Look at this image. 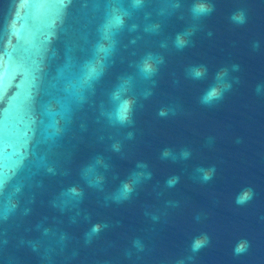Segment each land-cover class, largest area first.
Returning a JSON list of instances; mask_svg holds the SVG:
<instances>
[{"label": "water", "instance_id": "water-1", "mask_svg": "<svg viewBox=\"0 0 264 264\" xmlns=\"http://www.w3.org/2000/svg\"><path fill=\"white\" fill-rule=\"evenodd\" d=\"M170 2L145 0L132 10L122 0L132 16L104 75L89 88L81 66L92 58L111 0H0V264H176L203 234L210 242L189 264H264V96L255 91L264 84V0H212L215 10L183 50L173 41L190 26L194 0H180L171 14ZM238 9L247 15L242 26L229 19ZM149 52L164 63L145 81L136 64ZM191 65H205L207 77L188 78ZM225 67L232 89L213 106L201 105ZM126 76L134 78V124L114 127L102 113ZM161 108L176 114L159 117ZM164 148L177 159H160ZM182 149L191 152L188 159ZM138 162L151 178L130 199L113 202ZM87 165L94 166L91 179L102 178L99 187L82 176ZM212 165L213 178L202 182L196 169ZM173 176L179 182L168 187ZM71 187L83 196L65 195ZM244 188L254 197L239 206ZM93 224L108 227L85 243ZM137 239L143 251L133 247ZM240 240L250 247L235 256Z\"/></svg>", "mask_w": 264, "mask_h": 264}, {"label": "clouds", "instance_id": "clouds-1", "mask_svg": "<svg viewBox=\"0 0 264 264\" xmlns=\"http://www.w3.org/2000/svg\"><path fill=\"white\" fill-rule=\"evenodd\" d=\"M122 0H111V7H109L104 15L103 22L99 25L97 32L99 33V40L94 46L92 58L86 60L81 66V77L84 84L89 88H92L93 84L100 80L104 75L105 69L107 67V61L110 59L112 54L116 50V37L121 30L124 29L126 24V18L132 16V12L128 8L121 6ZM145 4V0H130V8L132 10H139ZM171 11H175L181 8L180 0H171L169 5ZM214 4L212 0H194L191 3L188 11L190 14L191 24L183 32L177 33L174 38L173 46L177 50H183L188 47L191 43V37L195 34L199 22L204 18L211 15L214 11ZM183 18V17H181ZM230 22L237 26H242L247 22V15L245 10L238 9L233 12L229 17ZM135 28V25L132 26ZM159 25L152 26V29H158ZM147 30V29H146ZM209 36L212 35L211 32L208 33ZM261 48L260 41H254L252 43V49L254 51ZM164 63L163 56L155 53H147L141 60L136 64V72L140 78L145 81H151L157 75L160 70V66ZM240 66L238 64H233L231 66V71L238 72ZM186 75L188 78L194 81L203 80L208 75V69L205 65H191L186 69ZM214 82L210 84L203 94L199 97V103L204 106L211 107L217 102L224 98L226 92L230 91L233 87V81L229 79V68L225 67L219 70L214 76ZM235 82H239L238 78H234ZM132 76L121 77L119 83L115 86L110 94V101L112 104L111 110L103 112L102 115L106 117L109 124L121 128L131 127L134 124V113L136 106V99L129 95L133 87ZM257 95L264 96V84H258L255 89ZM151 95V92L144 94V98L147 99ZM171 112L172 115L176 114L175 109L172 108H161L157 115L159 117H167ZM134 138L133 132L127 133V139L132 140ZM114 151L119 152L121 150V144L119 142L112 145ZM191 156V152L187 149H182L180 151V157L182 159H188ZM176 160L177 157L174 155L171 148H164L160 153V159ZM93 165H87L82 170V176L88 182L90 187H99L101 182V177L91 179L89 174L93 171ZM137 169L139 171H133L130 173L127 180L120 184V187L116 190L110 199L115 203H122L131 198L136 187L141 183L142 179H150L151 172L147 171L148 165L144 162L137 163ZM51 171V169H50ZM196 171L199 173V178L202 182L207 183L210 181L215 172L216 168L214 165L204 168H197ZM178 176H173L168 179V187H173L179 182ZM4 181H0V192H3ZM19 191V189H17ZM65 195L72 198H81L83 196L82 190L77 187H71L67 190ZM254 197V191L252 188L242 189L235 198V203L239 206H243L249 203ZM15 205H12L14 208ZM7 211H11V208ZM5 212V217L7 215ZM153 220L158 219V217L153 216ZM197 220L200 219L199 216L196 217ZM264 220V217H261ZM107 224H93L90 230L85 233V243H91L93 237L98 236L99 233L107 228ZM210 242L209 237L206 234L193 238L190 244V252L192 255H188L184 258H180L176 261V264H189L194 259V254L198 253L204 247H206ZM133 247L137 251H143V243L137 239L133 241ZM250 247L247 240H240L236 243L233 248V255L240 256L245 254Z\"/></svg>", "mask_w": 264, "mask_h": 264}]
</instances>
